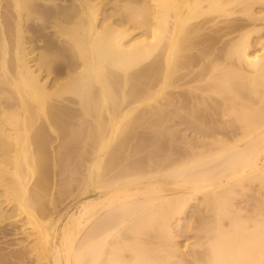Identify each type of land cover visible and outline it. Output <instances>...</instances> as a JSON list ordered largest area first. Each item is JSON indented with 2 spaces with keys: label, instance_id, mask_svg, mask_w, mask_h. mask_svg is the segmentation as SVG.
<instances>
[{
  "label": "bare ground",
  "instance_id": "6f19581e",
  "mask_svg": "<svg viewBox=\"0 0 264 264\" xmlns=\"http://www.w3.org/2000/svg\"><path fill=\"white\" fill-rule=\"evenodd\" d=\"M208 31L216 35L209 36ZM61 37L71 40L64 38L66 41L62 42ZM205 40L209 42L204 46ZM220 40L225 48L222 57L218 55L222 53L220 46L218 54L212 52ZM200 43L209 50L199 57L202 69H191V73L187 69L189 54L182 52L191 51ZM149 55H154V62L138 69ZM135 67L138 70L133 72ZM179 70L185 73H178ZM150 76L154 79L153 83L148 82L149 88L141 86L143 78L149 77L152 82ZM187 77L195 81L192 91H199L201 98L209 96V90L223 92L222 95L227 92L224 103L216 106L229 115L230 99L233 111H238L233 113L235 121L225 122L228 136L220 126L225 136L219 130L216 134L220 136H215L216 130H209L210 124L203 128L204 121L195 119L199 125L190 122L192 130L207 129V135L212 133L214 137L208 139L210 135H205L207 139L183 146L178 152L171 151V147L169 152H156L150 145L153 143L154 147L157 141L155 132L151 134L154 142L153 138H146L150 133L134 135L132 129L130 132L129 127L121 126L130 115H121L123 110L131 111L134 103L155 99L162 93L174 108H179L176 102L192 106L196 100H190V105L183 103L191 96L179 99L174 95L175 87L180 94L179 87L186 86L181 83ZM133 79L134 86L137 83L139 87L130 83ZM130 84L144 90L134 91ZM68 95L78 99L73 102ZM74 104L84 119L94 115L88 119V127H79L80 122L76 125L73 117L81 112ZM104 108L107 115L102 113ZM154 108L152 112L158 116ZM120 117L125 120L122 124ZM60 120L74 122L73 128H61ZM36 122L41 125L36 126ZM174 135L178 136L176 132ZM45 143L46 147L50 143L48 153L54 162L56 155L61 154L52 166L67 159L66 165L59 163L60 173L63 172H56L59 177L64 173L72 175L67 166L76 164L70 162V146L80 148L73 155V160L81 156L76 162L82 166V188L78 187L79 180L73 183L80 197L73 205L66 203L63 209H59L57 198H62V192L76 193L71 190L74 186L67 185L70 191L66 186L69 177H76L57 178L61 180H56V186L62 183L59 189L65 186L67 191L61 192L55 186L60 196L56 189L47 196L45 182L28 176L35 162L31 165V160L26 159L29 163L23 156L25 162L20 160L24 154L30 158L28 152L33 145L40 147ZM147 146L151 147L149 151ZM56 147L58 152L64 147L71 151L58 154ZM0 158V164L3 160L13 167V171L8 168L10 164L0 167V197L11 205V211H6L8 206L4 209L5 203L0 201V222L14 218L8 224L20 223V232L14 230L17 225L12 228L16 234H27L29 240L34 237L28 242L32 252L35 243L43 249L32 259L42 261L41 264H264L263 209L257 207L244 214L233 203V194L240 195L235 186L245 181L264 184V0H0ZM197 199L199 208L196 206L193 213L199 217L193 226V214L190 219L186 214ZM23 212L26 214L22 216ZM20 216H27L28 221H22ZM183 228L197 232L195 241L179 243L177 238ZM18 251L21 254L23 250ZM18 253L12 258H20ZM24 255L27 253L22 258Z\"/></svg>",
  "mask_w": 264,
  "mask_h": 264
},
{
  "label": "rangeland",
  "instance_id": "374dc122",
  "mask_svg": "<svg viewBox=\"0 0 264 264\" xmlns=\"http://www.w3.org/2000/svg\"><path fill=\"white\" fill-rule=\"evenodd\" d=\"M219 25H221V24H219ZM137 32H139V31H136L135 33H137ZM207 32V31H206ZM205 32V33H206ZM210 32V33H209ZM213 32V31H212ZM45 33H47L48 35H50L51 34V36H55L54 35V33H52V32H48V30L46 31L45 30ZM207 34H209V36H211L212 34L213 35H216L215 33H212L211 34V31H208V33ZM26 37H28V34H26L25 35ZM13 37V36H12ZM56 38V37H55ZM66 40H69L68 39V37H64ZM63 37H61V39H62V42H64V41H66L65 39H64ZM208 38H210V37H208ZM57 39V38H56ZM64 39V40H63ZM204 39H206V38H204ZM70 40H71V38H70ZM69 40V41H70ZM203 40V39H202ZM223 40V39H222ZM222 40H220L217 44H215V48L214 49H212V52L213 53H215V54H218V49H219V46L221 47V49H220V51H219V53L220 52H222V53H220V54H218V55H220L219 57H222V54L224 55V53H225V48L224 49H222V47H223V44H222ZM206 41V40H205ZM202 42L203 43V45L205 46L209 41H206V42ZM223 42H224V40H223ZM202 43H200L199 44V46H201L200 47V50H198L199 49V46L197 47V46H193L192 47V49H190L191 51H186V52H182L184 55L187 53V54H189L188 55V59H187V66H189V68L187 67V69L192 73H194V71L193 70H199L200 71V69H202L201 68V66H203V64H200V62L201 63H203V61H201V59H199V57L200 56H202V55H204L205 54V50L207 51V50H209V49H205L204 48V46L202 45ZM43 44V43H42ZM39 45L41 46V44L39 43ZM203 46V47H202ZM196 48V49H195ZM204 49V50H203ZM198 50V51H197ZM213 50H217V51H213ZM201 52V53H200ZM211 52V53H212ZM203 53V54H202ZM211 53H209V58H211L212 57V55H211ZM183 54H181V53H179V55L178 56H181V57H183ZM186 54V55H187ZM194 54V56L192 57V55ZM196 54V55H195ZM198 54V55H197ZM202 54V55H201ZM191 55V56H190ZM218 55H216V56H218ZM192 57V58H191ZM195 57V58H194ZM196 57H198L197 59H196ZM203 57V56H202ZM201 57V58H202ZM213 57H215V55L213 54ZM155 57H154V55H149V56H147L145 59H143L141 62H140V65H138L137 66V68L139 69L140 67H143V66H146V64H147V62H148V64L147 65H149V64H151L152 62H154V59ZM189 58L191 59V61H189ZM193 59V60H192ZM153 60V61H152ZM194 60H196V61H194ZM198 60V61H197ZM63 61V59H61V62ZM189 61V62H188ZM194 61V62H193ZM146 62V63H145ZM197 62V63H196ZM143 63H144V65H143ZM191 63V64H190ZM194 64H196L197 66H195ZM197 67V68H196ZM138 69H136V67L132 70L133 72H134V70H138ZM186 68L185 69H183V70H186V71H188ZM191 69H193L192 71H191ZM180 71L179 70V72L178 73H180V72H182V73H185V71ZM197 70V71H198ZM188 71V72H189ZM196 71V72H197ZM131 72V71H130ZM189 72V73H190ZM204 72L206 73V72H208V70H204ZM203 72V73H204ZM145 76H148V75H145ZM151 77V81L152 82H150V78L149 77H147V78H145V79H148L147 80V83H146V80L143 78L142 80H144L145 81V83H144V81H142V84L143 85H141V84H139V85H141V86H145V87H147V88H149V84L150 83H153V77L152 76H150ZM188 78V79H187ZM186 79H184V80H182L183 82H184V84H183V82L181 83V85H186L185 87H179L181 90H180V94H178V92H179V90L178 89H176V87H175V89H174V93H176V94H174V95H176V96H178V97H176V98H182V96L184 97V98H186V97H192L193 98V94L194 93H196L197 92V94H194L195 96H194V98L192 99L191 97V99H188V100H185L184 98V100H183V103H188V105H190L189 103V101L190 100H192V101H194V100H196L195 102L196 103H194V102H191V104H192V106L190 105V106H185V104L184 105H182L181 106V103H177L176 102V98H173L174 99V101L176 102H174L176 105H177V107H179V108H174L173 107V105H170V104H168L167 102H166V100H165V96H164V94L162 93V94H160V95H158L155 99H148V100H145V101H142L141 103L140 102H137V103H134L132 106H134V105H136V106H134V108H133V110H131V111H126V109L125 110H123V112H121V115L123 114V113H128V115L129 116H127V117H125V120L128 118H130L129 120L127 119V122H123V121H125V120H123V119H121V117H120V119H119V122H120V124H122V123H124L123 125H121V126H123V128H124V126L126 127V128H130V132H132V130H133V134L135 135V134H140V132L142 133V132H144V133H150V135L149 136H146V138L148 137H150V138H153V140H154V142L156 141L155 140V136L156 137H158V138H156L157 139V141H159V142H155L154 143V147H153V140H151V142L149 141V139L148 140H146L147 141V143H152V144H150L151 145V147H152V151H153V149H154V151L156 150V152H158V151H160V150H164V152H169V150H168V148L170 149V147H171V151H173V152H178V150H180L181 151V149H183V148H186L187 146H189V144L191 143V144H194V142H198V141H200L201 140V138H202V140H203V138H205L204 136L205 135H207V133H209L208 131L209 130H211V131H213V130H216V131H214L215 132V136H217L218 137V135L221 133V131H220V127H221V130H222V128H224V130L226 131H224L225 132V134L228 136L229 134H227L229 131H228V129H226L225 128V122H227V123H229V120H233V121H235L234 120V114L233 113H235V112H238V111H233V109H232V102L230 101V99H229V115H228V113H227V115L226 114H224V110L223 111H221L220 109H222V108H218V107H220L219 105H221V104H219V103H224L223 101H224V98H225V96H227L228 94H227V92L226 93H224L223 95H222V93H220L221 95H222V97L220 96V94L219 93H215L214 91H212L211 90V92H210V90H209V93H208V91L206 92V94H208L209 96H207L205 93H204V95H206V97H208V98H201L202 97V95H201V93H200V95H201V97H199L198 95H199V91H192V88L194 87L193 85H194V83L193 82H195V81H189V78L190 77H187ZM134 80V79H133ZM186 80H188L189 81V84L187 83L188 81H186ZM141 82V81H140ZM148 82H149V84H148ZM181 82V81H180ZM180 82H179V84H180ZM190 82H192V84L190 83ZM208 82V81H207ZM207 82H205V83H207ZM130 83H133L132 85L134 86V83H135V80L134 81H132V82H130ZM197 83V84H196ZM195 83V85H198V82H196ZM209 83H211V82H209ZM213 83V82H212ZM131 85V84H130ZM131 85V87H133ZM137 85V87H139L138 86V84L136 83L135 84V86ZM134 86V87H135ZM140 86V87H141ZM190 86H192L191 87V90H190ZM130 87V86H129ZM128 87V89L129 90H131V87L129 88ZM133 87V89H135L134 91H137V90H139V89H141V88H134ZM185 90H184V89ZM188 88V89H187ZM127 89V90H128ZM132 89V90H133ZM143 90H144V87L142 88ZM141 89V90H142ZM183 89V90H182ZM212 89V88H211ZM129 90H128V92H129ZM173 90V89H172ZM187 90V91H186ZM190 90V91H189ZM194 90V89H193ZM171 91V90H170ZM188 92H190V93H188ZM218 92H220V89L218 90ZM229 92H230V94H232L233 96H234V94H233V92L231 93V91L229 90ZM131 93H133V91L131 92ZM193 93V94H192ZM247 93V92H246ZM178 94V95H177ZM219 94V95H218ZM229 94V95H230ZM243 94H245V93H243ZM180 95V96H179ZM199 97H197V96ZM246 95V94H245ZM250 95H252V94H250ZM74 96L75 95H72V96H69L68 95V97L70 98V99H72L73 98V102H74V99H76L77 97L75 96V98H74ZM121 96H123V94L121 95ZM120 96V97H121ZM231 96V95H230ZM232 96V97H233ZM162 97V98H161ZM188 97V98H189ZM252 98H255L254 96H251ZM122 98L123 97H121V101H122ZM198 98V99H197ZM201 98V99H200ZM211 98V99H210ZM230 98V97H229ZM78 99V98H77ZM187 99V98H186ZM203 99V100H202ZM208 99V100H207ZM182 100V99H181ZM220 102H219V101ZM76 101V100H75ZM118 101H120V99H118ZM117 101V102H118ZM199 101V102H198ZM202 101V102H201ZM217 101V102H216ZM198 102V103H197ZM208 102H209V104H208ZM231 102V103H230ZM76 103V102H75ZM108 103V102H107ZM110 103V105H111V101L109 102ZM122 103V102H121ZM120 103V104H121ZM126 104L127 103V101H124L123 102V104ZM165 103V104H164ZM170 105L169 107H168V105ZM182 103V104H183ZM207 103V104H206ZM214 103H215V105H214ZM218 103V104H217ZM124 104V105H125ZM146 104L148 105V106H146ZM155 104V105H154ZM174 104V105H175ZM211 104V105H210ZM231 104V105H230ZM233 104H236V102L235 103H233ZM109 105V104H108ZM109 105V106H110ZM122 105V104H121ZM124 105H122V106H124ZM155 107H153V106ZM209 105V106H208ZM213 105H214V109L212 108L213 107ZM218 107H217V106ZM77 105L76 104H74L73 105V107H75V108H77L76 107ZM79 106V105H78ZM126 106V105H125ZM215 106H216V108H215ZM222 106L223 107H225L223 104H222ZM106 107H108L107 105H106ZM111 107V106H110ZM164 107H166V108H164ZM181 107V108H180ZM191 109H190V108ZM109 108V107H108ZM129 108V107H128ZM146 108H148V109H146ZM155 109L156 111H158L159 112V114H157L158 116H156L152 111H154V110H152V109ZM169 108V109H168ZM233 108H236V105H234V107ZM78 109V108H77ZM135 109V110H134ZM165 111H164V110ZM183 109V110H182ZM197 109V110H196ZM224 109V108H223ZM128 110V109H127ZM144 110H146V112L144 111ZM218 110V111H217ZM78 111H80L81 112V110H79L78 109ZM83 111V110H82ZM105 111H106V109L104 108V110L102 111V113L104 112V114H105ZM125 111V112H124ZM168 111V112H167ZM175 111V112H174ZM216 111V112H215ZM231 111V112H230ZM233 111V112H232ZM79 112V113H80ZM130 112H132V113H130ZM137 112V113H136ZM150 112V113H149ZM161 112V113H160ZM172 112H173V114H172ZM179 112V113H178ZM189 112V113H188ZM210 112V113H209ZM221 113V115H219L220 113ZM138 113H141V115L140 116H142V114H143V118H144V114H145V118L143 119H140L141 117L140 116H138ZM172 115V117L174 118H172L171 117V115ZM178 113V114H177ZM215 113V114H214ZM219 113V114H218ZM225 115H223V114ZM167 114H168V117H167ZM179 114H180V116H179ZM78 115H81V117L80 116H78ZM78 115H76L75 117H73L74 119L73 120H75L76 121V125L78 126V123L80 124L79 125V127H84V125L86 126L87 125V127H88V125L90 124V122L88 121V119L89 120H91L93 117H94V115H93V117L91 118V117H87V118H85L84 119V117L82 116V115H84L83 114V112H81L80 114H78ZM105 115H107V114H105ZM135 115H137L138 117H139V119H137L136 117H135ZM183 115V116H182ZM199 115V116H198ZM223 115V116H222ZM132 116V117H131ZM166 116V117H165ZM170 116V117H169ZM179 116V117H178ZM159 117H161V119L159 118ZM194 117V118H193ZM202 117V118H201ZM123 118V117H122ZM171 118H172V121H170L171 120ZM191 118H192V120H191ZM87 119V121H85ZM135 119V120H134ZM169 119V120H168ZM195 119H197V120H201L204 124V126H203V128H205L206 126H208V124H210V128L211 127H214V129L213 128H209V126H208V128H209V130H205V129H202V130H200V128H199V130L198 129H195V130H192L193 128H191L190 127V125H191V123L190 122H194L195 121V123H197L196 122V120ZM40 120V119H39ZM38 120V121H39ZM70 120V119H69ZM83 120H84V122L85 123H87V124H85L84 122H83ZM122 122H121V121ZM136 120L138 121V123L136 122ZM190 120V121H189ZM199 120V121H200ZM211 120V121H210ZM214 120V121H213ZM60 121H62V120H60ZM64 121V120H63ZM63 121H62V123H60V125L62 124L63 125V127H61V128H67L68 129V127L67 126H69V128L72 126V128H73V123L74 122H70V121H68V123H66V121H64L66 124H63ZM71 121H72V119H71ZM78 121V122H77ZM142 121V122H141ZM164 123H162V122ZM175 121V122H174ZM189 123H188V122ZM200 121V122H201ZM205 121H207L206 123H205ZM220 121H221V123H220ZM41 124H42V120H40L39 121ZM39 122H36L37 124H35L36 126L37 125H41ZM81 122H83V123H81ZM92 122V121H91ZM133 122H136V123H133ZM199 122V123H200ZM39 123V124H38ZM71 125H70V124ZM130 123V124H129ZM133 123V124H132ZM140 123H143V124H140ZM171 123H173L172 125H171ZM177 125H176V124ZM182 123V124H181ZM224 123V124H223ZM82 124H84V125H82ZM137 124V125H136ZM158 124H160V126L158 125ZM190 124V125H189ZM198 124V123H197ZM207 124V125H206ZM212 124V125H211ZM216 124H218V126L216 125ZM220 124H223L222 126L220 125ZM60 125L58 126V127H60ZM61 125V126H62ZM65 125H67L66 127H64ZM133 125V126H132ZM136 125V126H135ZM172 127H171V126ZM188 125H189V129H188ZM199 125V124H198ZM206 125V126H205ZM74 126H75V124H74ZM131 126V127H130ZM220 126V127H219ZM133 127V128H132ZM125 128V129H126ZM167 128V129H166ZM177 128V129H176ZM216 128V129H215ZM219 128V129H218ZM132 129V130H131ZM135 129V130H134ZM137 129V130H136ZM155 131H154V130ZM182 129V130H181ZM167 130H169L170 132H168ZM175 130V131H174ZM196 130H198V131H196ZM219 130V134H216V133H218L217 131ZM137 131H138V133H137ZM164 131H166V132H164ZM172 131V132H171ZM199 131H201V133L199 132ZM153 132H155V135H154V133ZM160 132V133H159ZM174 132V133H173ZM175 132L177 133V137H176V135H174L175 134ZM202 132H203V134L204 135H202ZM213 132V133H214ZM164 134V136H166V138L163 136V135H161V134ZM179 133V134H178ZM222 133H223V131H222ZM221 133V134H222ZM146 134V135H147ZM151 134H153L154 135V137H152L151 136ZM157 134V135H156ZM168 134V135H167ZM220 134V135H221ZM224 134V133H223ZM225 134L223 135V136H225ZM159 135V136H158ZM201 135V136H200ZM208 135H210V134H208ZM208 135L206 136V137H208ZM211 135H214V134H212L211 133ZM209 136V138L208 139H210V137H214V136ZM219 135V136H220ZM143 136H145V134L143 135ZM168 136V137H167ZM172 136H174V137H172ZM184 136V137H183ZM223 136H221V137H223ZM170 137H171V140H170ZM183 137V138H182ZM145 138V137H144ZM144 138H143V140H141L140 139V142H143L144 141ZM176 138V139H175ZM159 139V140H158ZM175 139V140H174ZM200 139V140H199ZM205 139H207V138H205ZM170 140V141H169ZM149 141V142H148ZM183 141V142H182ZM170 142V143H169ZM172 142V143H171ZM174 142V143H173ZM3 143H5V142H3ZM56 143V142H55ZM80 143V142H79ZM78 143V144H79ZM145 143V142H144ZM161 144V146L163 147H160L158 144ZM169 144H170V146H169ZM174 144V145H173ZM179 144V145H178ZM46 145H47V143H45V145H43V146H40V147H37V146H35V145H33L32 147H31V151H27L29 154H30V152H31V154H30V158L28 159V156L26 157L25 156V154L24 155H21V158H20V160L22 159H24L25 158V161H27V160H31L30 162L29 161H27V162H29L31 165H32V163L33 162H35V163H33V165H32V169H33V172H32V174H28V176H29V178H31V177H34L33 178V180H36V179H42L44 182H45V185H44V189H45V191L46 192H48L47 193V196H49L50 195V192H53V193H55V189L56 188H58L59 189V187H61L60 185L62 184L61 182V184L59 185V187H57L56 186V184H57V182H56V180L59 182V180H61V179H57V178H60L58 175H60V174H62V173H60L61 171L59 170L61 167H59V166H61V164H59V163H62V165L63 164H65L66 163V161H67V159H66V161L64 162L63 160L60 162L59 160V158H60V155L58 156V155H56V158L58 157V159H57V161H59V162H57L56 163V165L57 166H52V164H55V162H56V158H55V162H54V160H53V158H52V155L50 154V153H48V151L50 152V143H49V145H48V147H46ZM54 145V144H53ZM55 145H57V144H55ZM81 145V144H80ZM79 145V146H80ZM158 145V147L156 148V146ZM173 145V146H172ZM58 146V145H57ZM64 146V145H63ZM63 146H59V147H63ZM78 146V145H77ZM77 146H70L71 148V150L73 151V153H72V157L71 156H69L70 158V162L72 161V162H74L73 164H76V165H72V167H71V164H70V162H69V159H68V163H67V165L68 164H70V166H67L68 168H70L69 170V172H75L76 171V173H72V175H74L76 178H78L79 177V179H74V177H72V179L69 177V176H72V175H70V173H69V175H68V171H64V172H66L67 173V175L65 176V173L62 175V177L61 178H67V180H71V182L73 181V179H74V181L72 182V185H70L69 183H71L70 182V180H69V183L68 184H66L67 183V180H66V186L67 185H69V186H74V187H72V189L71 188H69V186H67L68 188H69V191H70V189L71 190H73L74 191V189L73 188H75V184L77 183V181L79 180V182L77 183L78 184V187L79 188H82V187H80V186H82V185H80L79 186V184H81V182L80 181H82V178H83V175H82V170L80 169V168H82V166L81 165H79V166H77L78 165V162L80 161V158H81V156L79 157L78 156V152H77V157H79V159L77 158V160H79L78 162H76L77 160H73V155H75L76 153V151H74V150H80V148L78 149L77 148ZM184 146V147H183ZM2 147V146H1ZM59 147H56L57 148V152H58V150H59ZM72 147H75V148H77V149H72ZM81 147V146H80ZM149 147L150 146H147L146 148H148L147 150L149 151L150 149H151V147H150V149H149ZM161 149H160V148ZM183 147V148H182ZM33 148V149H32ZM36 148L37 149H39L38 151L36 150ZM166 148V149H165ZM175 150H174V149ZM180 148V149H179ZM41 149V150H40ZM62 149V148H61ZM68 149H69V147H68ZM69 149V151H71ZM178 149V150H177ZM46 150V151H45ZM63 150H65V151H67V152H69L68 150H66V148L64 147V149ZM63 150H61V152L63 151ZM145 150V149H144ZM162 150V151H163ZM39 151H40V153H39ZM60 151V150H59ZM26 152V153H27ZM43 152H45L44 154H43ZM61 152H58V154L59 153H61ZM34 153V154H33ZM38 153V154H37ZM62 153H64V152H62ZM70 153V154H71ZM39 154H42V155H40V157H39ZM45 154H47L46 155V162H45V160H44V158H45ZM57 154V153H56ZM80 154V153H79ZM26 155H28V154H26ZM35 156L34 157V159H32V156ZM36 155H37V157H36ZM22 156L24 157V158H22ZM44 157V158H43ZM27 159V160H26ZM37 159V160H36ZM39 159V160H38ZM74 159H76V158H74ZM0 160H1V158H0ZM34 160V161H33ZM24 160L22 161V162H25ZM4 163V161L2 160L1 161V164H0V167H1V165H6L7 163ZM44 162H45V164H44ZM64 162V163H63ZM71 162V163H72ZM76 162V163H75ZM81 162H79V164H80ZM9 164L11 165V166H9ZM9 164H7L8 166V168L11 170V171H13L12 170V164L11 163H9ZM35 164H37L36 166H38V168L36 169V167H35ZM51 165V167H49ZM66 165V164H65ZM64 165V166H65ZM64 166H63V170H64ZM76 166V167H75ZM81 166V167H80ZM43 167V168H42ZM54 167H56V170H55V168ZM59 167V168H58ZM77 168L78 167V170L76 169H74V168ZM49 168H51L50 170H51V173L49 174V172H50V170H49ZM53 168H54V170H55V172H54V170H53ZM58 168V169H57ZM71 168H73L72 170H71ZM66 169V168H65ZM79 169L81 170L80 172H79ZM62 170V169H61ZM62 170V171H63ZM34 171H35V173H34ZM57 171H59V173L57 174L56 172ZM77 171L79 172V174L81 173V175L82 176H78L79 174L77 173ZM54 173H56L57 174V176L56 175H54ZM33 174H35V175H33ZM76 174V175H75ZM33 175V176H32ZM27 176V177H28ZM36 176V177H35ZM39 176V177H38ZM56 176V177H55ZM69 177V179H68V177ZM55 178V179H54ZM64 180V179H63ZM62 180V182H64ZM77 180V181H76ZM75 181H76V183H75ZM246 182V183H245ZM245 182H243L244 183V185H243V183L241 184V185H238V186H235V191L237 192L238 191V194H240V195H238L237 197H236V195L237 194H233V196L235 197V199L233 198V203L234 204H236L235 205V207H238V208H242V210H243V212L242 213H244V214H247V213H252L254 210H257V207H258V209H260L259 207H261V210L263 209V211H264V184H261L260 182H258V181H255V182H248V181H245ZM73 183H75V184H73ZM64 184V183H63ZM55 186H56V188H55ZM77 186V185H76ZM54 187V188H53ZM63 187V186H62ZM66 187V189H65V186L63 187V188H61V189H63L62 191H67V188ZM244 187V188H243ZM48 188V189H47ZM242 188L243 189H245V190H242ZM58 189H56L57 191H58ZM61 189H59L60 191H61ZM76 189V191H78V189L77 188H75ZM81 190V189H80ZM241 190V191H240ZM56 191V193L58 194V193H60V191H58L57 192ZM61 191V192H62ZM76 191H74V192H76ZM71 192V191H70ZM69 192V194L67 193V192H62L61 194H62V198H61V196L58 194H55V195H57V196H60V199H59V197L57 198V201H59V203H58V205H59V209H63L64 207H66L67 206V204L69 205L70 203V205H73V204H75V202L78 200V198L80 197V193L79 192H76L75 194H73L72 193V195H71V193ZM241 192V193H240ZM243 192V193H242ZM63 193H67V195L68 196H63L64 194ZM78 196V197H77ZM69 198L68 200L67 199H65V198ZM2 198V199H1ZM4 197H0V201L3 203L4 202V199H3ZM59 199V200H58ZM63 199H65V200H63ZM74 199V200H73ZM237 199V200H236ZM3 200V201H2ZM60 200H62V201H60ZM63 201H65V203L63 202ZM68 201H70V202H68ZM235 201V202H234ZM61 202L62 203H64V204H61ZM196 202H198L199 203V201H198V199L197 200H195V204L193 203V205H192V207L190 208V211H188V214H186L187 215V217H188V219H190L189 217L193 214V221H195V218H196V220H197V217H199L198 216V214H197V216H196V213H193L194 212V210L195 209H197L196 208V206L198 207V205H196V204H198V203H196ZM5 203V202H4ZM3 203V204H4ZM67 203V204H66ZM2 204V205H3ZM7 203H5V205H3V208L4 209H6V207L8 206V205H6ZM60 205H62V206H60ZM66 205V206H65ZM238 205V206H237ZM9 208H11V205H9L8 206V209H6V211H8V210H10L11 211V209H9ZM13 208V207H12ZM199 208V207H198ZM255 208V209H254ZM254 209V210H253ZM247 212V213H246ZM249 213V214H250ZM264 213V212H263ZM26 214V212H23L22 213V216L23 215H25ZM195 214V215H194ZM185 215V216H186ZM22 216H20V219L22 218ZM25 217H27V216H24L23 218H24V220H22V221H28V218L27 219H25ZM17 218V217H16ZM22 218V219H23ZM9 219V218H8ZM6 220V219H3V223L2 222H0L1 224H0V241H3V242H0V256H1V258H0V264H22L23 262V260L25 261V264H27V262H29V264L32 262V264H38L39 263V261H37V260H35L34 261V259H32V257H34L35 259H36V254L37 253H39V251H42V246L40 247V246H38L39 244L38 243H35L34 244V242L32 243V246H34L35 245V252L33 251L32 252V247H31V243L29 244L28 242H32V241H34L35 239H34V237H31V239L29 240V238L28 239H26L27 237V234H21V236H20V233H18V234H16L15 232L16 231H18V225L17 224H20V223H12L11 224V226L9 225L13 220H14V218H13V220L11 219V221H9V220ZM223 220H225V223L227 222V220L226 219H223ZM222 220V221H223ZM186 222V224H187V219L185 220ZM216 221H214V223H215ZM9 223V224H8ZM217 224V223H216ZM216 224H213V225H216ZM17 225V226H16ZM9 226V227H8ZM13 226V227H12ZM16 226V227H15ZM187 226V225H186ZM193 226H196V221L193 223ZM15 227V228H14ZM27 227V226H26ZM31 226H29L28 225V228H30ZM12 228H14V230H15V232L13 231V229ZM18 228V229H17ZM185 228V227H184ZM183 228V229H184ZM182 229V230H183ZM2 230V231H1ZM20 230V229H19ZM185 231V232H184ZM18 232H20V231H18ZM193 232V233H192ZM184 233V234H183ZM9 234V235H8ZM16 234V235H15ZM197 234V232L194 230V231H190V232H187L186 231V229H184L183 231H182V235H180V237H178L177 238V240L179 241V243L180 244H184L185 242H188V243H192V241H195L194 240V238H195V235ZM4 235V236H3ZM26 235V236H25ZM25 236V237H24ZM25 238V239H24ZM22 239H24V240H22ZM29 240V241H28ZM26 241V242H25ZM8 243V244H7ZM34 244V245H33ZM38 244V245H37ZM24 245V246H23ZM26 245V246H25ZM38 247H37V246ZM10 246V247H9ZM2 247V248H1ZM5 247V248H4ZM17 248V249H16ZM24 248V249H23ZM27 248V251L29 250V251H31L32 252V254H30V252L28 251H25L26 253H27V255H24L23 256V258H22V255H23V253L25 254V252H24V250ZM40 249V250H39ZM18 250H23L22 251V253L20 254V252L18 251ZM5 252V253H4ZM16 252L18 253V255L17 256H19L20 257V255H21V257L20 258H22L23 260H21L20 258H17V257H15V258H12L13 256H15L16 255ZM15 253V254H14ZM7 254V255H6ZM14 254V255H13ZM12 255V256H11ZM29 256V260H27L26 259V257H28ZM31 256V257H30ZM5 259V260H4ZM19 260L20 259V261H17V260ZM26 259V260H25ZM12 260V261H11ZM3 261H4V263H3ZM12 263H11V262ZM27 261V262H26ZM34 261V262H33ZM9 262V263H8ZM36 262V263H35ZM41 262L42 261H40V263L39 264H41Z\"/></svg>",
  "mask_w": 264,
  "mask_h": 264
}]
</instances>
